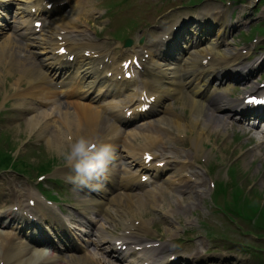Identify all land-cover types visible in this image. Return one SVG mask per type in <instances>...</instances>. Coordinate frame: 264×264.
I'll return each mask as SVG.
<instances>
[{
	"label": "bare ground",
	"instance_id": "6f19581e",
	"mask_svg": "<svg viewBox=\"0 0 264 264\" xmlns=\"http://www.w3.org/2000/svg\"><path fill=\"white\" fill-rule=\"evenodd\" d=\"M44 1L45 0H26V2L16 4V18H18L19 21V26L16 25V35L25 40L23 45L12 37L11 34L6 36L0 35V66L5 69L6 77L17 75L15 89L19 83L20 86L19 89L16 90L15 98L18 102L14 104V107L18 113L26 117L24 120L29 128V134L34 133L36 137L44 138L48 146L55 147L56 150H58L65 148L70 138L74 139L81 134L89 135L97 139V137L107 134L108 132L107 137H109L110 141L104 140L106 142L100 143H108L114 146L115 138L118 142L122 143L123 149L126 150L128 157L136 156L140 152L143 153L144 151L152 149L154 145H156L158 139L163 136L164 131L160 129L162 125L173 128L174 141L179 139L181 133H193L194 141L192 144L196 148L203 147L205 141L210 142L213 135L223 137V139L224 137H229V127L231 125L227 120L228 116L232 112L238 111L242 105L238 101H231L222 90L216 96L219 98L217 103L209 102L210 100H208V98L212 97L213 94L204 95L202 91L210 82L211 75L218 73L221 75V70L227 68L222 64L225 60L224 58L233 55L232 59L228 62L231 67L236 63L238 58L241 57L239 55H234L231 41L223 48L217 49L216 45L227 40L228 25L227 29H218L217 38L213 40L216 41V44L210 42L209 47L206 45L204 47H197L194 44H190L192 37H196L195 39L198 40L200 35L204 38V35L208 34L210 31L207 29L202 32L199 31L201 30L200 27H195V30L197 29L195 33L188 32L189 34L186 35V38H184L182 42V44L186 46V49H184V54L181 56L182 58L180 60L177 59L176 53L173 55L172 47L167 50V55L173 56L171 59H164L159 62L155 65L156 68L151 67L153 74L157 78L156 81H154L157 86L151 93L159 94L161 99L164 95L168 96V94L175 97L181 92L184 85L190 86L189 91H191L192 94L190 93L187 99L190 101L189 108L192 112L190 118H188V116H179L174 111L172 112L173 115L169 114L168 116L155 111V118L152 119V124L153 126L156 124L157 128L155 127L154 130H152L153 128L148 129L146 132H131L125 135L119 126H116L114 122L112 123L108 120L109 116L114 118L115 116L107 109H100L94 103L95 97L93 93L97 89L100 90V88L103 87L105 91H115V89H112L114 85L113 76L111 78L107 76L102 78L103 73L101 71L89 65L91 68L98 71L93 73L90 68H85V66L82 65L80 74L78 76L75 75L79 81L83 82L84 93L82 94V98L80 100H67L64 102L63 100L60 102L57 99V90L54 87L56 77L58 75H61V77L67 76L68 73L64 72H71L74 68L73 64L67 63L66 56H61L57 51L61 46L65 45L70 54L76 53V47L68 43L70 38L62 33V31L66 30L61 20L70 24L73 22H71V20H65L67 15H64L59 18V20H50L48 22L49 25L46 26V29L42 30L41 33L35 32L34 27L30 24V17L32 16L30 8L31 6H37L38 11L36 14L42 15V12H47L43 5ZM3 2L5 3L7 0H3ZM5 6H7V4ZM209 10L211 9H207L206 11ZM73 11L76 12V16L88 12L85 7ZM77 18L81 17L79 16ZM0 19H2V16H0ZM0 22L3 24L4 20L2 19ZM3 28L0 25L1 32H4L6 29L5 26ZM202 30H205V27ZM59 34L63 35L60 41L57 39ZM89 40L91 41L86 40L81 43L85 50L91 52V56H93L92 63H97L98 65L102 63L103 71L109 68L108 72H114L117 59L114 55L111 56V50L98 45L92 39ZM189 44L192 46L187 47ZM26 46H41L44 49L49 48L51 53L53 52V54H51L52 60L47 56L48 50H46L47 53L44 57L39 59L40 63L33 60V58L29 56L31 50H26ZM179 48L177 49L175 47V52L179 53L182 49ZM143 50H147L144 52H149L150 55L155 57L149 47L145 46ZM209 50L212 51L209 52ZM21 52H26V54L23 56ZM209 54L211 55L209 61L204 63V61H202L203 58ZM105 59H107V63L104 62ZM157 60L159 61L158 58ZM157 60L154 62H158ZM50 61V69L46 70L44 63L47 64ZM151 63H153V61H151ZM58 65H60V69H55ZM257 68L256 66H249L247 71L243 75H238V77L240 79H245L248 74L256 71ZM251 90L264 93V90L260 88L253 87ZM76 91V88H72L71 91L67 90L64 91V93L73 96ZM245 91H247V89H245ZM199 93L201 96L198 99L196 97ZM38 102H54L56 106L52 107L51 110H43L41 104ZM248 113L249 111L240 110L238 115L242 117L251 115ZM262 113L264 115V110ZM256 115H258V113ZM152 124L149 122L147 128H151ZM262 132L264 133V131ZM263 145L264 142L257 143L256 149L244 154L243 160L247 162L246 155H249V153L256 152L257 150H259L258 153H260V150H262L261 147H264ZM191 155L192 154L188 153L185 154L189 160L183 163L179 168H176V175L180 176L184 167H191L193 165L194 161L191 159ZM179 156L184 155L178 152L175 158ZM141 169L143 172L146 168L142 165ZM67 170H69L68 167L61 171V173L64 172L63 174L66 177V173H68ZM185 171H188V169L186 168ZM192 175L194 177H186L185 181L184 179L181 180L182 183L180 185L177 184L173 187V190L182 193L179 194L180 198L182 196L184 197V194H186L187 198L190 200L187 206L188 208H190L191 205L195 208L202 198L205 197L204 187L207 182L205 176L199 175L196 171H194ZM72 178H74V176H70L68 179ZM120 179L121 181L118 180L115 185L111 184L113 190H120L117 193L111 195L110 191H108L105 186L101 185L99 181H92L91 186H89L92 190L94 189L92 194L90 193L89 196L77 198L76 205L79 213L86 216L88 219L95 218L97 221L96 223H98L97 228L94 229L96 238L91 240L92 243H90L91 246H94L95 252H91L90 254L85 253L86 256L75 255L62 262L61 257L53 251L45 253L41 250V247L38 246H42V239L47 241L46 239L50 238V235L48 234V236L47 232L44 230V228H47L43 226L44 221L52 228H56L58 233H64L65 237L63 240L67 243L71 242L70 234H73L72 230L74 229L68 224L72 223L70 217L64 221L58 217V215L52 216L51 212L53 213V207L46 204L39 195L31 193L30 199L35 200L34 206L29 204L24 205L22 202L19 203L20 208H23L26 215H18L10 210L5 213L7 216L12 217L13 220L17 221L19 219V224L15 227L16 229H20V231H17L16 235L10 237L0 232V264H118V262L121 264H141L142 261H145L147 264H176L168 263L173 262L171 259H168L166 262L164 261L167 256L165 251L169 249L170 244L161 242L159 246H148V242H140L141 238L137 237L138 231H142L141 229L147 226L144 218H142L141 221L138 219V216L142 214L141 211L146 204L144 202H146V200L150 203L156 202L160 191L158 193H146L144 194L146 197L142 199L137 192V190L141 188L137 176L130 175V177L125 176ZM73 184L77 190L80 187L88 190L86 186ZM164 191L165 193L167 192V190ZM15 192L17 196L21 195V193ZM97 192H102L105 197L96 195ZM30 215L33 218H30ZM91 224L94 225L93 222H91ZM74 227L77 228L75 225ZM35 236L38 239L35 238ZM115 240H121V242L130 247L132 251L128 252L130 248L126 252L117 250L119 245ZM113 241L115 242L113 243ZM69 245L71 246L72 244L70 243ZM135 245H141V249H136ZM193 247L196 248L195 246ZM190 252L192 254L199 253V251L195 252L191 250ZM115 254L118 256L122 255L126 262L119 261ZM74 257L78 259L74 260ZM112 257L117 263L110 259ZM174 261L179 263L180 258Z\"/></svg>",
	"mask_w": 264,
	"mask_h": 264
},
{
	"label": "rangeland",
	"instance_id": "374dc122",
	"mask_svg": "<svg viewBox=\"0 0 264 264\" xmlns=\"http://www.w3.org/2000/svg\"><path fill=\"white\" fill-rule=\"evenodd\" d=\"M176 1L180 3L183 0ZM245 1L248 2L249 6H258L260 10L257 16L260 15L264 19V4L255 0ZM211 4L219 5L216 1L204 0V2L192 8L205 7ZM180 9L181 7L174 9L173 13ZM171 10H167V13H170ZM248 13L247 18L250 19L252 17V9ZM257 20L256 22H251L250 26H245L244 35H238L239 32L235 34V38L232 41L233 47H237L241 41L252 36L255 23H260L257 26L258 28L264 27V21L260 22L259 19ZM102 31L105 35L111 32L110 30ZM5 74V69L0 66V169L2 167L7 168L9 165H6V162L11 156L15 155H17V158L26 157V160L31 161L33 166H35L34 163L42 161L41 159L45 157V154L57 160L61 156L57 154L58 150L55 147L48 146V143L43 140L44 138L30 137L29 128L24 120L26 117L18 113L14 107V104L18 102L17 99H13L15 97L13 92H15L17 75L6 77ZM261 75L263 78L264 72ZM7 92L13 95L10 97ZM7 98L8 100H6ZM9 100L11 102L10 105L6 104ZM5 106H9L10 110L8 111V107ZM166 106L173 107V104H166ZM229 132L230 139L229 137H224L223 139V137L215 135L211 139V143L233 168V177L235 181L238 182L239 180L241 182L240 185L243 191L248 194L247 196H250L251 199L256 200L258 203L264 202V147H261L260 153L257 150L246 155L247 162H245L243 160L244 154L256 149V134L251 132L248 134L236 125ZM67 146L68 144L65 145V148ZM131 168L136 169V166L133 165ZM225 171L226 168L222 170L223 173ZM21 176L14 172L12 173V170L2 171L0 172V178L5 179H0V182L3 183L13 178L20 179ZM160 183L162 184L147 185L145 190L143 189V192H157L164 187L167 188L169 194L163 198L160 197L159 202L155 205L148 200L144 202L146 204L141 211L142 214L138 217L140 219L144 218L149 224L145 230L140 232L141 237L170 239L169 237L173 236V243L170 244L173 247H177V251L180 249L189 252L190 250L195 252L200 250V258L195 259L191 264H264V250L258 248L264 246L263 242H261L262 239H256L251 237L252 235L249 236L247 234L249 230L258 234L264 233V230L257 229L248 220L240 221L239 224L237 222H228L226 214L213 204L212 193L208 190L204 192L205 197L202 198L195 208L192 207L193 205L188 208L187 200L189 199L186 195L181 198L173 195V189L170 188L172 182L161 179ZM206 186L208 188V185ZM1 192L0 188V194ZM226 197H229L228 193ZM226 197H219L216 200L217 204L224 207ZM68 207L73 208L71 204ZM6 228H0V232L9 233Z\"/></svg>",
	"mask_w": 264,
	"mask_h": 264
},
{
	"label": "clouds",
	"instance_id": "9594fccd",
	"mask_svg": "<svg viewBox=\"0 0 264 264\" xmlns=\"http://www.w3.org/2000/svg\"><path fill=\"white\" fill-rule=\"evenodd\" d=\"M67 148L58 149L61 156L75 172L73 183L91 186L92 181H99L115 158V149L108 143H99L89 135L81 134L70 138ZM257 143L264 142V136L256 133Z\"/></svg>",
	"mask_w": 264,
	"mask_h": 264
},
{
	"label": "snow or ice",
	"instance_id": "6c2138e0",
	"mask_svg": "<svg viewBox=\"0 0 264 264\" xmlns=\"http://www.w3.org/2000/svg\"><path fill=\"white\" fill-rule=\"evenodd\" d=\"M249 103L255 102V103H264V101H255V100H249ZM148 159H151L150 157H148ZM43 179V178H42Z\"/></svg>",
	"mask_w": 264,
	"mask_h": 264
}]
</instances>
